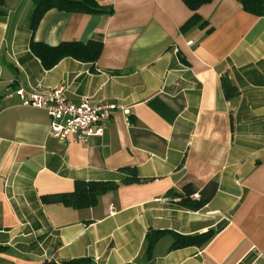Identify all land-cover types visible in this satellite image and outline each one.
Listing matches in <instances>:
<instances>
[{"label": "crops", "instance_id": "1", "mask_svg": "<svg viewBox=\"0 0 264 264\" xmlns=\"http://www.w3.org/2000/svg\"><path fill=\"white\" fill-rule=\"evenodd\" d=\"M108 15L50 10L34 34L32 0H6L0 18V264H264V16L213 0L193 16L180 0H95ZM102 44L94 63L66 58L44 70L30 43ZM238 96L226 101L221 81ZM63 89L69 104L117 106L103 135L85 145L50 136L27 94ZM143 182L120 185L95 207L42 205L77 181L119 184V169ZM191 184L199 212L167 197ZM213 233L204 248L170 251L151 231Z\"/></svg>", "mask_w": 264, "mask_h": 264}, {"label": "trees", "instance_id": "2", "mask_svg": "<svg viewBox=\"0 0 264 264\" xmlns=\"http://www.w3.org/2000/svg\"><path fill=\"white\" fill-rule=\"evenodd\" d=\"M180 1L193 13V16L180 28V31L186 32L197 25L204 27L205 23H202L196 12L202 6L210 4L213 0ZM234 1L241 5L245 13L254 17L264 16V0ZM5 2L6 0H0V18L5 15ZM32 5L33 10L29 19V29L32 34H34L44 14L50 10L87 15H108L111 13L110 10L99 7L95 0H32ZM30 52L40 61L44 70L48 71L66 58L80 63L94 64L102 53V44L94 41L87 44L64 43L52 48L31 41ZM221 82L226 101H231L238 96L237 89L227 79L223 78ZM117 173L124 176V179L119 184L114 181H77L74 184V191L72 193L43 196L41 197V203L42 205L59 204L72 210L93 208L101 196L114 192L120 185H132L145 181L138 177L137 171L134 168L119 169ZM167 197L177 208L188 212H199L207 205L206 200L197 198L196 190L191 184L185 185L179 192L170 191ZM165 236H169L172 239L170 251H176L189 247L204 248L212 240L214 235L212 232H208L196 236H181L170 231L151 230L145 237V252L148 260H151L157 242ZM61 264H92V261L89 258H81Z\"/></svg>", "mask_w": 264, "mask_h": 264}, {"label": "built area", "instance_id": "3", "mask_svg": "<svg viewBox=\"0 0 264 264\" xmlns=\"http://www.w3.org/2000/svg\"><path fill=\"white\" fill-rule=\"evenodd\" d=\"M15 95L22 107L45 112L50 120L51 137L59 140L70 139L78 145H85L92 138L102 137L105 124L111 120L117 109L114 104H93L88 99H82L78 104H69L61 88L32 94L20 89Z\"/></svg>", "mask_w": 264, "mask_h": 264}]
</instances>
